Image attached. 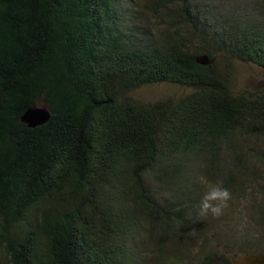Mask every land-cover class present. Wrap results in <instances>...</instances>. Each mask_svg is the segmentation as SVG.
Here are the masks:
<instances>
[{
  "label": "trees",
  "instance_id": "trees-1",
  "mask_svg": "<svg viewBox=\"0 0 264 264\" xmlns=\"http://www.w3.org/2000/svg\"><path fill=\"white\" fill-rule=\"evenodd\" d=\"M232 60L264 69V0H0V264L264 253V91H236ZM159 83L181 91L132 95ZM217 184L227 207L199 215ZM249 190L260 231L234 221Z\"/></svg>",
  "mask_w": 264,
  "mask_h": 264
},
{
  "label": "rangeland",
  "instance_id": "rangeland-1",
  "mask_svg": "<svg viewBox=\"0 0 264 264\" xmlns=\"http://www.w3.org/2000/svg\"><path fill=\"white\" fill-rule=\"evenodd\" d=\"M146 0H143L145 4ZM144 14L149 17L150 21L142 20V22L149 23L152 27H154L155 23H159L154 15L153 12L149 9L143 10ZM230 71H231V81L232 86L236 91H264V69L252 62H243L240 60H232L230 61ZM181 88L177 86H171L164 83H159L155 85H147L144 87L137 88L134 93L132 94L134 98L139 100H154L159 97H165L168 95H174L180 93ZM253 190L247 191L248 198L243 196L241 207L235 212L234 214V221L238 224V229L250 228L251 230L260 231L259 228L254 227L251 225V221H249L245 215L250 213L248 211V204L257 197L255 193H252ZM251 198V200H250ZM259 198V197H258ZM236 205V203H235ZM218 239L221 243H230L233 239V236L227 237V233H221L220 235L216 236V241ZM264 242V241H263ZM211 244L210 241L207 242L206 246ZM205 246V247H206ZM197 256L194 257L196 259ZM179 264H191L188 262H181Z\"/></svg>",
  "mask_w": 264,
  "mask_h": 264
},
{
  "label": "water",
  "instance_id": "water-1",
  "mask_svg": "<svg viewBox=\"0 0 264 264\" xmlns=\"http://www.w3.org/2000/svg\"><path fill=\"white\" fill-rule=\"evenodd\" d=\"M196 62L201 65L212 64L214 58H210L207 54H199L195 58ZM51 113L47 107H29L23 113L21 119L29 127H36L46 123L50 119ZM232 264H264V253L244 254L239 258L232 260Z\"/></svg>",
  "mask_w": 264,
  "mask_h": 264
},
{
  "label": "clouds",
  "instance_id": "clouds-1",
  "mask_svg": "<svg viewBox=\"0 0 264 264\" xmlns=\"http://www.w3.org/2000/svg\"><path fill=\"white\" fill-rule=\"evenodd\" d=\"M230 198V192L221 184L209 187L201 199L199 215L206 216L210 213L214 217L220 216Z\"/></svg>",
  "mask_w": 264,
  "mask_h": 264
}]
</instances>
